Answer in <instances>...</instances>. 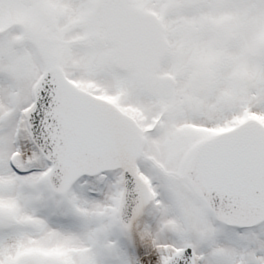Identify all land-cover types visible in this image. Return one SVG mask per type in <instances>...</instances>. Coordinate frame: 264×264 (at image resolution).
<instances>
[{
  "label": "snow or ice",
  "instance_id": "obj_1",
  "mask_svg": "<svg viewBox=\"0 0 264 264\" xmlns=\"http://www.w3.org/2000/svg\"><path fill=\"white\" fill-rule=\"evenodd\" d=\"M0 264H264V0H0Z\"/></svg>",
  "mask_w": 264,
  "mask_h": 264
}]
</instances>
